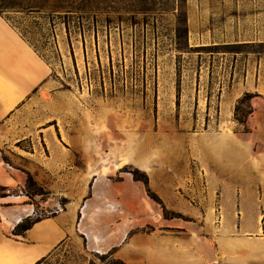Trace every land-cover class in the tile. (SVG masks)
Masks as SVG:
<instances>
[{
  "label": "rangeland",
  "instance_id": "374dc122",
  "mask_svg": "<svg viewBox=\"0 0 264 264\" xmlns=\"http://www.w3.org/2000/svg\"><path fill=\"white\" fill-rule=\"evenodd\" d=\"M43 1L72 13L5 14L53 68L52 90L0 125V162L16 179L0 200L21 198L19 225L79 208L95 188L97 208L117 211L108 189L128 185L134 218L193 228L196 243L181 235L177 247L203 249L207 264H260L264 24H227L246 1ZM245 94L247 130L235 120ZM208 210L212 222L197 223ZM102 255L74 245L43 264H111Z\"/></svg>",
  "mask_w": 264,
  "mask_h": 264
},
{
  "label": "crops",
  "instance_id": "0c3cea01",
  "mask_svg": "<svg viewBox=\"0 0 264 264\" xmlns=\"http://www.w3.org/2000/svg\"><path fill=\"white\" fill-rule=\"evenodd\" d=\"M244 1V4L231 5L238 11L244 10V16H240L242 19L235 21L231 18L227 24L229 27L247 24L251 25L254 33L261 31L264 0ZM52 73L51 64L0 15V125L23 103L41 100L44 94L49 93L53 88ZM12 175L14 173L0 162V187H14L16 179ZM123 188H128V185H110L108 189L110 195L115 194V202L113 199L111 201L117 205V211L105 206L97 208L98 190L95 188L93 197L85 205L79 208L73 205L55 216L43 218L23 234L15 232L22 220L21 198L13 196L14 200L9 201L12 207L5 206L4 201L0 200V264H43L52 260L61 249L74 245L83 247L91 254H108L116 250L115 256L126 264L210 263L208 253H204L203 249L177 247L179 243L175 239H181V235L188 240V244L196 243L189 235L192 227L166 224L164 218L153 224L146 211L134 218L127 205L132 198L129 194L121 195ZM194 219L197 223L207 224L212 222L213 214L208 210L205 216L195 215ZM239 244V241L235 242V247L230 251L232 253L227 254L236 256V245ZM258 254L253 251L248 256L247 253L246 263L260 255L259 262L264 264V253ZM222 259L229 264V257Z\"/></svg>",
  "mask_w": 264,
  "mask_h": 264
},
{
  "label": "trees",
  "instance_id": "16d2710c",
  "mask_svg": "<svg viewBox=\"0 0 264 264\" xmlns=\"http://www.w3.org/2000/svg\"><path fill=\"white\" fill-rule=\"evenodd\" d=\"M66 10V11H64ZM8 12H18V13H24V14H46L49 16L51 19V22L53 20L52 17L59 16L62 12H66V14L72 13L71 8H61L57 6H49L47 3L43 0H17L15 2H12L11 0H0V15L5 17L6 20L18 30V26L15 25L8 17L5 16L6 13ZM65 24L69 25L68 22H65ZM22 37L29 42V44L35 49L36 52L39 53L37 50V47L32 43L30 40L26 38V35L21 33ZM40 55V53H39ZM42 56V55H40ZM43 57V56H42ZM253 97L251 94H245L244 97L240 100L239 105L237 106L235 110V120L239 123V125L243 126L245 130H247L246 127V121L245 119L252 114L253 109L251 108V105L249 103L250 99ZM248 104V105H245ZM248 108L249 110L243 109V107ZM246 132V131H245ZM146 186L148 185V182H145ZM39 220H33V221H28L26 224H21L16 227L15 232L16 234H23L27 230L31 228V226L38 222ZM102 261L111 259V264H125L123 261L120 259H115L113 258V254L108 253L106 255H102L100 257Z\"/></svg>",
  "mask_w": 264,
  "mask_h": 264
}]
</instances>
